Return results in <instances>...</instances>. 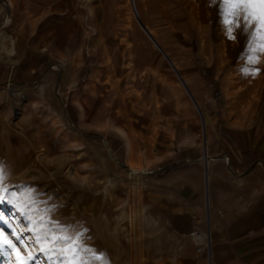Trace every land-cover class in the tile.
<instances>
[{"label": "rangeland", "instance_id": "1", "mask_svg": "<svg viewBox=\"0 0 264 264\" xmlns=\"http://www.w3.org/2000/svg\"><path fill=\"white\" fill-rule=\"evenodd\" d=\"M59 10L113 26L116 31L105 34L115 40L124 29L146 23L154 40L168 46L177 70L183 69L180 59L187 51L212 63L209 70L218 76L226 113L238 121L264 114V53L259 63L247 64L245 34L239 28L226 33L215 0H0V229L13 240V230L30 236L26 248L0 251V264H18V252L21 258L41 255L39 264H48L41 248L53 246L38 244L29 234L34 227L29 220L40 217L70 225L71 235L84 232L81 243L102 255L95 259L81 253L76 260L157 264L184 241L172 222L180 193L166 172L148 164L162 101L159 76L155 68L150 74L108 52L92 69L59 65L53 57L33 59L32 49H41L36 40L40 20ZM244 67L259 71L245 74ZM14 87L25 91V100L14 103ZM88 96L93 97L90 113L84 109ZM125 140L131 142L130 160L119 150ZM57 254L48 252L53 264ZM65 264L76 261L69 258Z\"/></svg>", "mask_w": 264, "mask_h": 264}, {"label": "crops", "instance_id": "2", "mask_svg": "<svg viewBox=\"0 0 264 264\" xmlns=\"http://www.w3.org/2000/svg\"><path fill=\"white\" fill-rule=\"evenodd\" d=\"M112 31L113 26L91 15L49 12L39 22L36 40L41 49L33 48L31 57L92 69L108 52L142 71H157L162 101L148 164L166 172L180 193L172 222L175 233L184 236L180 250L157 264H209L207 251L197 252L190 236L194 228L210 234L211 264H264V114L254 121L230 117L218 76L210 73L212 63L187 51L180 59L183 69L177 70L168 46L154 40L146 23L124 29L119 40L105 34ZM84 109L93 110V97H87ZM130 143L122 141L119 147L128 160Z\"/></svg>", "mask_w": 264, "mask_h": 264}, {"label": "snow or ice", "instance_id": "3", "mask_svg": "<svg viewBox=\"0 0 264 264\" xmlns=\"http://www.w3.org/2000/svg\"><path fill=\"white\" fill-rule=\"evenodd\" d=\"M217 6L221 8L220 15L222 23L225 25L226 33L231 36L234 29L239 28L241 33L245 34L246 46L244 59L247 64L255 65L260 62V54L264 53V0H215ZM245 74H256L259 71L244 67L242 69ZM3 179V169L0 168V180ZM0 203H3V198H0ZM32 205L35 208L36 201L32 200ZM39 210L37 209V212ZM44 212L50 211L45 208ZM3 214L0 213V220H3ZM29 234L34 235L36 243L50 244L53 247L45 250L41 248V252L48 256V264H53L52 257L48 252H57V264H65L69 258L76 261V264H87V261L76 260L81 253H92L95 259H102V255L97 254L93 249L84 246L81 243V238L84 232H76L75 235L70 234V225H62L59 221H54L46 217H40L38 220H29ZM55 233H60L56 235ZM10 239L0 229V251H7L9 248L16 249L19 246L27 247L25 241L30 239L22 233L18 234L15 230ZM64 244L66 248H55V245ZM67 253L68 256L63 255ZM43 256L38 254H29L26 258H21L17 253L18 264H39Z\"/></svg>", "mask_w": 264, "mask_h": 264}, {"label": "built area", "instance_id": "4", "mask_svg": "<svg viewBox=\"0 0 264 264\" xmlns=\"http://www.w3.org/2000/svg\"><path fill=\"white\" fill-rule=\"evenodd\" d=\"M190 236L196 245L197 252L203 250L207 251V257L209 264H211V250H210V234L208 231L201 232L197 228H194L190 232Z\"/></svg>", "mask_w": 264, "mask_h": 264}, {"label": "bare ground", "instance_id": "5", "mask_svg": "<svg viewBox=\"0 0 264 264\" xmlns=\"http://www.w3.org/2000/svg\"><path fill=\"white\" fill-rule=\"evenodd\" d=\"M9 17V16H8ZM10 18V17H9ZM9 20V19H8ZM144 26H146V25H144ZM148 29V28H147ZM150 32V31H149ZM150 33H152V31L150 32ZM222 48V47H221ZM10 95L13 97V99H14V101L16 100V98H20V99H22V100H25L26 99V97H27V94L25 93V91H23V90H21L20 88H16V87H14V88H12L11 89V93H10ZM14 103H16V101L14 102ZM13 106H14V104H13ZM14 114H19L20 115V113H21V111H19V109H18V106H14ZM18 115H16V117H17Z\"/></svg>", "mask_w": 264, "mask_h": 264}]
</instances>
